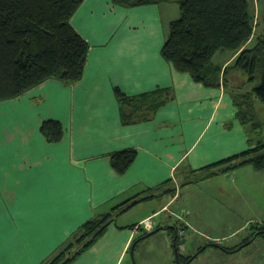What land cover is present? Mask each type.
Instances as JSON below:
<instances>
[{
    "label": "crops",
    "instance_id": "0c3cea01",
    "mask_svg": "<svg viewBox=\"0 0 264 264\" xmlns=\"http://www.w3.org/2000/svg\"><path fill=\"white\" fill-rule=\"evenodd\" d=\"M174 4L121 8L111 0H85L72 19L89 44L82 79L71 85L51 80L0 103V264H48L84 222L154 194L153 188H160L156 197L131 208L158 203L137 224L169 214L177 195L160 194L186 171L249 149L235 106L225 101L222 77L220 87L195 83L161 56L169 24L180 16L171 12ZM115 88L135 101L136 112L116 99ZM149 101L161 104L152 111L144 106ZM45 120L61 122V142L46 141ZM127 149L136 159L117 175L110 155ZM117 229L111 224L89 249L107 248L94 264L124 263L136 234Z\"/></svg>",
    "mask_w": 264,
    "mask_h": 264
},
{
    "label": "trees",
    "instance_id": "16d2710c",
    "mask_svg": "<svg viewBox=\"0 0 264 264\" xmlns=\"http://www.w3.org/2000/svg\"><path fill=\"white\" fill-rule=\"evenodd\" d=\"M84 1L0 0V103L19 98L51 80L71 85L82 79L89 44L74 28L72 19ZM169 2L177 4L180 16L169 24V34L161 48V56L177 72L188 74L195 83L214 85L217 81L218 87L222 77V84L226 88L225 78L229 66L223 73L215 66L213 75L210 64L218 52L229 51L239 53L235 59L236 67L248 75L249 81H254L257 76L260 78V84L254 87L252 93H239L237 88L232 92L233 104L237 109L236 118L250 136L249 149L191 171L195 177L192 175L188 184L228 174L245 166H251L258 172L263 171L264 124L258 119L252 96L264 105V60L255 53L261 44L249 48L255 39V28L258 25V16L251 1L111 0L113 5L121 8ZM114 91L116 99L124 108L134 107L132 111L136 112L138 106L134 105L135 101L131 102L118 88ZM150 102L144 106L152 111L161 104ZM40 131L48 143H59L63 139V125L57 120L43 121ZM136 156L134 149L114 152L110 155L111 169L117 175L125 174ZM159 190L155 188L154 194L139 200L129 199L102 217L96 216L85 222L48 264H72L103 237L116 218L138 203L156 197L155 193ZM162 229L176 231L175 227L170 226ZM175 237L177 242L179 237ZM245 245L236 249L240 250ZM204 249H199L197 255ZM191 258L179 254V263L190 264Z\"/></svg>",
    "mask_w": 264,
    "mask_h": 264
},
{
    "label": "rangeland",
    "instance_id": "374dc122",
    "mask_svg": "<svg viewBox=\"0 0 264 264\" xmlns=\"http://www.w3.org/2000/svg\"><path fill=\"white\" fill-rule=\"evenodd\" d=\"M250 1L256 17L258 16V25L255 28V39L249 48H255L258 43L261 44L256 48L255 53L264 60V1ZM170 6H172L171 12L176 11L178 16V6L175 4ZM231 55L229 51L218 52L210 64L211 73L214 75L215 66L221 67ZM225 81L227 94L225 101L230 100L232 103L234 88H237L239 93L248 94L260 84L259 76L254 81H249L248 75L236 67V61L230 64ZM252 101L259 121L264 124V105L254 96ZM224 106L225 103L221 106L219 114ZM236 112L237 109L233 114L234 118H236ZM244 129L247 133L246 128ZM246 136L250 140V136L248 134ZM192 175L195 177L193 172L186 171V178H182V182L178 183L174 180L175 184L171 188L161 192L160 196L177 195L178 199L175 197L177 200H174L171 205L169 214L151 217L150 228L145 227L143 223L145 220L140 224L137 223L144 215L141 213L158 205L157 202L131 209L114 220L112 224L117 226V234L123 235L127 231H134L136 238L132 244L138 237L158 227L176 228V231L162 229L138 241L133 256L130 252L131 244L124 263L178 264L173 246L174 237L178 236L175 244L178 253L182 256L192 257L198 254L199 249L205 248L202 253L192 259L190 264H264V172H258L248 166L228 174H220L203 183L188 184V181L193 178ZM236 179H238L237 182H235ZM150 191L154 192L155 188ZM171 212L174 214H170ZM187 223L190 225L188 226ZM249 240L253 241L247 245ZM242 245H245L242 249H236ZM97 248L85 252L73 264H94V260L99 259V253H105L107 250L104 246ZM223 248L229 250L224 251ZM232 248L234 250L230 251Z\"/></svg>",
    "mask_w": 264,
    "mask_h": 264
},
{
    "label": "water",
    "instance_id": "95a60500",
    "mask_svg": "<svg viewBox=\"0 0 264 264\" xmlns=\"http://www.w3.org/2000/svg\"><path fill=\"white\" fill-rule=\"evenodd\" d=\"M161 230H162V228H161V227H158V228H156V229L150 231L149 233H147L145 236H143V237L137 239V240L131 245V247H130L131 256H133V254H134V249H135V246H136V244H137L138 241H140L141 239H145V238H147V237H149V236H152V235L158 233V232L161 231ZM175 242H176V237H174V243H173V246H174V252H175V260H176V262H177L178 264H180V263H179V253H178V249H177V246H176ZM196 256H197V254H195L194 256H192L191 259H193V258L196 257Z\"/></svg>",
    "mask_w": 264,
    "mask_h": 264
},
{
    "label": "built area",
    "instance_id": "2783aa9c",
    "mask_svg": "<svg viewBox=\"0 0 264 264\" xmlns=\"http://www.w3.org/2000/svg\"><path fill=\"white\" fill-rule=\"evenodd\" d=\"M143 223H144V225H145L146 228H150L152 226V220H151V218L146 219Z\"/></svg>",
    "mask_w": 264,
    "mask_h": 264
},
{
    "label": "bare ground",
    "instance_id": "6f19581e",
    "mask_svg": "<svg viewBox=\"0 0 264 264\" xmlns=\"http://www.w3.org/2000/svg\"><path fill=\"white\" fill-rule=\"evenodd\" d=\"M259 13V12H258Z\"/></svg>",
    "mask_w": 264,
    "mask_h": 264
}]
</instances>
